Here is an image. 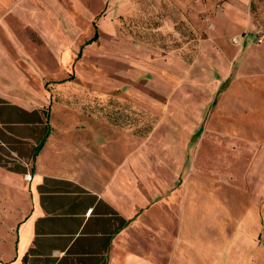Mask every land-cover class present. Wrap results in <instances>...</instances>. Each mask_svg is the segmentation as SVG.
Masks as SVG:
<instances>
[{
	"label": "rangeland",
	"instance_id": "rangeland-1",
	"mask_svg": "<svg viewBox=\"0 0 264 264\" xmlns=\"http://www.w3.org/2000/svg\"><path fill=\"white\" fill-rule=\"evenodd\" d=\"M95 26L97 41L76 59ZM263 47L264 0H0V90L31 105L50 95L60 118L148 138L174 236L184 201L195 202L209 218L195 227V250L231 252L233 264H264V105L246 116L264 94ZM240 89L249 106L237 114ZM0 226L1 249L13 233Z\"/></svg>",
	"mask_w": 264,
	"mask_h": 264
},
{
	"label": "crops",
	"instance_id": "crops-1",
	"mask_svg": "<svg viewBox=\"0 0 264 264\" xmlns=\"http://www.w3.org/2000/svg\"><path fill=\"white\" fill-rule=\"evenodd\" d=\"M90 39L76 59L97 41L98 33L88 43ZM230 78L222 82L210 107L229 87ZM234 78L237 83L239 75ZM244 92L240 89L230 99V109L237 114L249 106L243 104L250 96ZM259 96L250 103L249 118L264 105V94ZM232 100L242 107L231 108ZM43 101L27 104L0 90V219L13 233L7 239L13 243L0 249L2 264H216L218 257L223 264H233L231 252L195 250V227L205 228L209 221L195 202L184 201L177 217L182 230L174 236L169 186L154 184L148 138L121 137V131H106L105 122L98 120L72 121L66 114L60 118L62 107L50 95ZM201 132L200 127L193 139ZM161 162L158 171L167 177V160ZM170 235L175 250L168 249Z\"/></svg>",
	"mask_w": 264,
	"mask_h": 264
},
{
	"label": "trees",
	"instance_id": "trees-1",
	"mask_svg": "<svg viewBox=\"0 0 264 264\" xmlns=\"http://www.w3.org/2000/svg\"><path fill=\"white\" fill-rule=\"evenodd\" d=\"M97 39V33H96V31H95V33H94V36L88 41V43H90V42H92V41H94V40H96ZM87 44V43H86Z\"/></svg>",
	"mask_w": 264,
	"mask_h": 264
},
{
	"label": "built area",
	"instance_id": "built-area-1",
	"mask_svg": "<svg viewBox=\"0 0 264 264\" xmlns=\"http://www.w3.org/2000/svg\"><path fill=\"white\" fill-rule=\"evenodd\" d=\"M90 212H91V210H89V211L86 213V215H88V216H89Z\"/></svg>",
	"mask_w": 264,
	"mask_h": 264
}]
</instances>
